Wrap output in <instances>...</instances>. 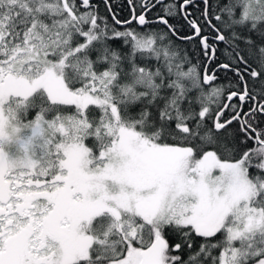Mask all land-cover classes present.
<instances>
[{
    "label": "snow or ice",
    "instance_id": "obj_1",
    "mask_svg": "<svg viewBox=\"0 0 264 264\" xmlns=\"http://www.w3.org/2000/svg\"><path fill=\"white\" fill-rule=\"evenodd\" d=\"M0 0V264H264V0Z\"/></svg>",
    "mask_w": 264,
    "mask_h": 264
},
{
    "label": "trees",
    "instance_id": "obj_2",
    "mask_svg": "<svg viewBox=\"0 0 264 264\" xmlns=\"http://www.w3.org/2000/svg\"><path fill=\"white\" fill-rule=\"evenodd\" d=\"M114 5L118 6L117 10L119 11L120 9H122V11L120 12V14L122 16H127L128 15V7L126 4L125 0H120V1H116L115 3L113 2Z\"/></svg>",
    "mask_w": 264,
    "mask_h": 264
},
{
    "label": "flooded vegetation",
    "instance_id": "obj_3",
    "mask_svg": "<svg viewBox=\"0 0 264 264\" xmlns=\"http://www.w3.org/2000/svg\"><path fill=\"white\" fill-rule=\"evenodd\" d=\"M116 1H120V0H110L111 3H113V2L115 3Z\"/></svg>",
    "mask_w": 264,
    "mask_h": 264
}]
</instances>
